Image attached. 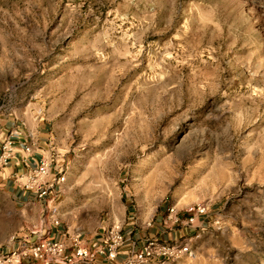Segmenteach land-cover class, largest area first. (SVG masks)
Wrapping results in <instances>:
<instances>
[{"label":"rangeland","instance_id":"rangeland-1","mask_svg":"<svg viewBox=\"0 0 264 264\" xmlns=\"http://www.w3.org/2000/svg\"><path fill=\"white\" fill-rule=\"evenodd\" d=\"M0 111L53 132L71 230L203 203L171 264H264V0H0ZM30 214L0 190V244Z\"/></svg>","mask_w":264,"mask_h":264},{"label":"crops","instance_id":"crops-1","mask_svg":"<svg viewBox=\"0 0 264 264\" xmlns=\"http://www.w3.org/2000/svg\"><path fill=\"white\" fill-rule=\"evenodd\" d=\"M1 117L2 113L0 111V153L1 144L6 139L14 142L15 149L7 164L0 166V190L9 196L14 205L19 207V210L24 215L26 210H31L29 220L34 221L35 224L28 235L13 237L8 244H0V253H7L13 250L18 245L19 239H26L31 243L43 239L47 242L63 241L67 245V253L70 254L74 251L71 246V238L73 236H79L81 244L91 249L94 243H100L103 240L105 231L109 226L119 222L122 225L125 240L120 248L118 257L114 261H108L98 256L96 263L124 264L127 254L131 251L140 250L148 238H157L165 241H189V236L194 233L195 228L203 226V216L196 217L195 223L190 225L186 222L190 217V214L185 212L186 207L179 209L173 203H166L160 205L149 219L142 221L141 226L139 225L138 213L134 217L130 216V209L125 206L121 221L112 220L109 217L92 232L71 230L64 223L62 215H60V198L65 189V180L58 187V190H55L46 198L39 199L35 193L22 189L14 178L17 172L25 173L35 168L41 159L49 161L51 171L60 167L64 171V177L66 178L67 162L65 161V155L59 150L57 139L53 136V132H49V127L46 123L38 122L34 127L29 128L25 127L24 123L16 121V118ZM26 146H30L29 152L24 151ZM171 205L176 206L178 209L182 222L167 228L163 225L162 219L167 207ZM22 264H29V262L25 260Z\"/></svg>","mask_w":264,"mask_h":264},{"label":"built area","instance_id":"built-area-1","mask_svg":"<svg viewBox=\"0 0 264 264\" xmlns=\"http://www.w3.org/2000/svg\"><path fill=\"white\" fill-rule=\"evenodd\" d=\"M15 145L10 139L1 144L0 166H5L8 159L14 153ZM25 152L30 151V146L24 148ZM16 183L24 190L33 192L39 199L49 196L64 182V171L60 167L50 170V163L47 159H41L35 168L28 172H17L14 175ZM208 207L203 204L188 205L185 212L190 214L187 223L192 225L196 217L205 215ZM182 222L178 209L171 205L167 207L162 219L164 226H174ZM122 225L119 222L109 226L100 243H94L89 249L81 244L79 236L71 238L73 253H67V245L63 241L47 242L40 239L31 243L26 239H19L18 245L7 253H0V264H22L28 261L29 264H97L98 256L114 261L119 255L120 248L124 243ZM190 253L189 241H165L157 238H148L138 251H131L127 254L124 264H163L173 263L176 260Z\"/></svg>","mask_w":264,"mask_h":264}]
</instances>
